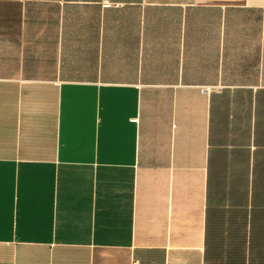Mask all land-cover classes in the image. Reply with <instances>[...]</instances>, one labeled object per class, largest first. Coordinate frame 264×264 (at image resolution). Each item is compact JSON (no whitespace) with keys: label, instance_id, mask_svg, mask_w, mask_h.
Instances as JSON below:
<instances>
[{"label":"crops","instance_id":"crops-1","mask_svg":"<svg viewBox=\"0 0 264 264\" xmlns=\"http://www.w3.org/2000/svg\"><path fill=\"white\" fill-rule=\"evenodd\" d=\"M135 262L264 264V0H0V264Z\"/></svg>","mask_w":264,"mask_h":264},{"label":"built area","instance_id":"built-area-1","mask_svg":"<svg viewBox=\"0 0 264 264\" xmlns=\"http://www.w3.org/2000/svg\"><path fill=\"white\" fill-rule=\"evenodd\" d=\"M103 6H105V7H110L111 4H110V3H104ZM133 264H138V263L135 262V263H133Z\"/></svg>","mask_w":264,"mask_h":264}]
</instances>
